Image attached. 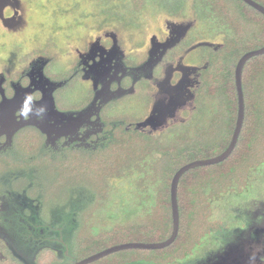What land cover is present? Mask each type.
<instances>
[{"label": "flooded vegetation", "instance_id": "af4514ba", "mask_svg": "<svg viewBox=\"0 0 264 264\" xmlns=\"http://www.w3.org/2000/svg\"><path fill=\"white\" fill-rule=\"evenodd\" d=\"M103 4H110L109 13L99 3L104 22L123 20L120 3ZM18 11L17 0H0L1 20L14 22L20 18ZM197 22L198 17L194 26L167 22L160 39L152 33L146 43L134 40L137 49L145 45L137 55L122 50L121 34L103 30L72 51L62 74L48 70L56 58L48 57L46 48L34 50L37 55L22 54L16 70L0 71L1 261L25 264L22 261L30 262L44 248L56 251L57 242L46 237L51 235L44 229L45 210L54 222L48 224L49 233L56 231V222L61 223L57 214L64 210L57 208L56 173L46 172L48 166L103 146L110 124L126 122V130L133 126L139 133L153 135L146 128L163 126L190 102L202 99L205 72L214 68L212 54L224 43L215 44L196 33ZM74 91L77 94L69 96ZM124 98H132L127 100L130 108L123 104L122 111H110ZM136 105L142 111L131 109ZM132 111L136 115L131 117ZM187 124L172 131L180 132ZM69 190L74 194L72 187Z\"/></svg>", "mask_w": 264, "mask_h": 264}, {"label": "trees", "instance_id": "16d2710c", "mask_svg": "<svg viewBox=\"0 0 264 264\" xmlns=\"http://www.w3.org/2000/svg\"><path fill=\"white\" fill-rule=\"evenodd\" d=\"M176 1L181 3L180 0ZM257 1L264 4V0ZM146 2L129 0L128 6L131 11L137 12ZM193 9L198 18L205 19L211 30L215 28L210 36L221 34L224 38L223 47L212 54L214 68L208 69L204 75L200 89L202 99L196 100L200 105L199 114L185 126L186 130L194 131V134L187 139L185 132L167 143L161 142L156 136L139 133L133 126L126 130V122L110 124V135L103 146L73 157L83 159L81 165H73L68 161L52 164L56 179L60 178L58 182L67 184L65 186L73 190L88 180L86 183L94 202L78 208L73 202L78 197L76 191L75 194L65 195L70 209H63V214H57L62 221L56 222V231L48 232V224L50 221L53 224V220L47 219L44 224L45 233L51 235L46 237L60 244L61 254H57L52 247L44 248L37 264H64V261L73 257L75 251L80 254L87 252L72 259L70 264H73L116 244L151 243L167 239L173 227L170 204L173 175L191 161L221 154L229 145L238 110L235 65L245 52L264 45V15L242 0H194ZM242 91L244 118L232 152L220 162L186 170L179 179V229L173 242L160 249L119 250L88 264H187L189 259L197 255L200 247L205 248L206 245L202 243L204 238L230 228L224 214L218 212L219 202L224 196L236 191L233 183L235 179L250 180L251 172L264 160V53L252 56L245 62ZM204 108L212 114L208 131L201 127ZM137 159L150 162L157 169L153 173L156 177L158 175L159 184L151 198L152 207L143 220L114 222L109 228L94 232L92 224L101 214L99 207L111 187L106 184V180L109 181L113 176L119 177L122 170ZM90 167L92 172L89 171ZM58 186L59 190H64L65 186L61 187L60 183ZM238 226L241 228L244 224L239 223ZM0 264L20 263L16 260H0Z\"/></svg>", "mask_w": 264, "mask_h": 264}, {"label": "rangeland", "instance_id": "374dc122", "mask_svg": "<svg viewBox=\"0 0 264 264\" xmlns=\"http://www.w3.org/2000/svg\"><path fill=\"white\" fill-rule=\"evenodd\" d=\"M128 1L111 0V3H120L118 13L123 20L109 18L104 22L99 3L108 9L110 4H103L108 0H17L20 18L17 17L14 22L10 19H6V22L0 19V71L16 70L19 65L18 59L22 54L24 55L25 52L35 54L37 51L34 52V50L39 51L46 48L48 57L56 58L50 62L48 70L53 72L54 69L62 74L63 64L64 62L69 63L68 56L73 55L72 51L80 48L84 41L89 42L101 34L103 30H115L121 34L122 50L125 53L130 52L137 55L143 51L145 45L142 49H137L134 40L142 39L146 43L152 33L157 34L160 39L164 35L167 22L192 25L196 23L197 13L193 9L194 0H180L181 3L176 0H147L146 5L137 12L131 11ZM193 29L196 33L203 34L207 41L215 44L224 43L223 35L210 36L215 28L211 30L205 19L198 18L197 25ZM77 87L79 91V86ZM153 88L155 90V87ZM69 89L64 90L70 92ZM76 94L74 91L69 96ZM79 96L80 94L77 97ZM153 96L155 97V95H150V103H152ZM130 99L120 100L121 103L118 102L112 106L110 111H122L123 104L126 108H130L127 104V100ZM131 109L142 111V106L136 105ZM199 109V104L190 102L187 108L177 112L175 117L168 118L163 126L146 128L145 131L157 136L161 142L170 143L172 139L185 132V137L188 139L194 131L184 128L177 132L172 129H176L175 126L187 124L199 114ZM149 111L150 105L146 113ZM132 112L131 117L136 115L135 111ZM210 115L212 114L209 109L202 110L201 127L206 131L209 130ZM196 119L200 123L198 117ZM67 161L73 165H81L84 162L83 159L71 157L62 159L61 162ZM51 170L55 171L53 166H48L46 172ZM156 170L152 163L137 159L131 161L130 166L124 168L119 177L113 176L109 178V181L106 180V184L111 187L108 189L106 198L102 200V206L99 207L101 214L95 218L91 229L99 232L106 227L109 228L114 222L126 223L143 220L149 208L152 207L151 198L155 195L159 184L158 175L157 178L153 173ZM89 171L92 172L91 167ZM251 174L248 181L235 179L233 183L236 191L224 196L219 202L218 212L224 214V219L230 228H224L223 231L215 232V235L204 238L202 243L206 245L205 248L200 247L201 252L199 251V254L189 259L187 264H264V160ZM59 180L60 178L57 177V183H60L61 187L67 185H62L63 182H58ZM86 181L88 180L76 186L75 193L78 197L76 201L73 199V202L78 208L94 202ZM22 186L23 184L20 187ZM57 187L60 186L57 184ZM31 188L32 186L29 187ZM69 189L70 186H65L64 190L59 191L58 189L54 192L59 197L57 208L60 210L70 209V203H66L65 199L66 194H71L72 190ZM45 217L50 219L48 209L45 210ZM77 218H79L78 214ZM239 223L245 226L238 228ZM1 244L3 243L0 242V247ZM55 247L57 254L60 255L61 246L56 243ZM86 253L85 251L80 254L75 251L73 257L63 263L70 264L72 259L79 258ZM40 254L36 258H31L30 262L22 261V263L37 264ZM142 264L149 263L143 262Z\"/></svg>", "mask_w": 264, "mask_h": 264}, {"label": "water", "instance_id": "95a60500", "mask_svg": "<svg viewBox=\"0 0 264 264\" xmlns=\"http://www.w3.org/2000/svg\"><path fill=\"white\" fill-rule=\"evenodd\" d=\"M248 5L255 8L257 11L261 12L264 15V6L257 3L254 0H242ZM264 53V45L258 49L250 50L245 52L237 61L235 70H234V81H235V87L237 92V98H238V110H237V117L235 122V127L233 130L232 138L227 146V148L219 155L206 158V159H198L191 161L185 165H183L180 169H178L175 174L173 175V178L171 180L170 184V204H171V216H172V232L171 235L159 242H151V243H145V242H125L116 244L110 247H107L103 250H100L92 255H89L83 259H80L73 264H88L91 263L97 259H100L110 253L124 250V249H131V248H143V249H160L163 247H166L170 245L175 237L177 236L178 229H179V212H178V203H177V185L179 182V179L181 175L188 169L202 166V165H208L216 162H220L224 160L234 149L235 144L238 139V135L240 132V129L242 127L243 118H244V99H243V91H242V69L245 64V62L252 56L263 54Z\"/></svg>", "mask_w": 264, "mask_h": 264}]
</instances>
